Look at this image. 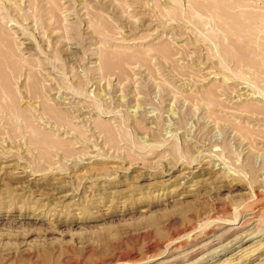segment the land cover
<instances>
[{
    "label": "rangeland",
    "instance_id": "1",
    "mask_svg": "<svg viewBox=\"0 0 264 264\" xmlns=\"http://www.w3.org/2000/svg\"><path fill=\"white\" fill-rule=\"evenodd\" d=\"M0 264H264V0H0Z\"/></svg>",
    "mask_w": 264,
    "mask_h": 264
},
{
    "label": "bare ground",
    "instance_id": "2",
    "mask_svg": "<svg viewBox=\"0 0 264 264\" xmlns=\"http://www.w3.org/2000/svg\"><path fill=\"white\" fill-rule=\"evenodd\" d=\"M210 246V245H209ZM215 253V252H214Z\"/></svg>",
    "mask_w": 264,
    "mask_h": 264
}]
</instances>
